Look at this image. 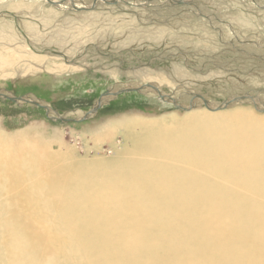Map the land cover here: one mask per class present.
<instances>
[{
    "label": "rangeland",
    "instance_id": "obj_1",
    "mask_svg": "<svg viewBox=\"0 0 264 264\" xmlns=\"http://www.w3.org/2000/svg\"><path fill=\"white\" fill-rule=\"evenodd\" d=\"M57 1L63 3L70 0ZM84 1L96 2V0ZM135 1H100L107 7L113 8L107 17L111 24L116 25L112 26L109 32L104 31V35L103 33L97 35V30L92 27V30L90 29L78 44L70 42L67 46L71 48V52L63 51L66 55L68 54V57L71 55L70 58L73 60L71 63L75 66H69L63 72L42 68L35 73L0 77V93L3 92L0 94V155H8L22 164L23 157L28 152L34 154L33 147L41 151L44 147H48L60 151L63 156L75 163L80 160V163L92 162V166H96L98 162L105 161L110 165L115 163L118 165L129 159L135 160L129 161L131 163H142L140 160L143 159V164L148 165L147 159L155 160L165 149L164 144L156 143V135L169 130H185L190 124L185 121V117L189 107L192 108L191 104H197L203 112H206L207 106L204 105L203 97L216 105L241 95H244L241 96L242 98H255V102L244 101L236 106L242 110L264 115V112L258 111V109L264 110V60L250 55L255 50L264 57V45L255 44L257 40L264 42V14L260 10L261 8L264 10V0L199 2L198 7L209 16L215 15L212 18L216 21L220 17V20L224 19L227 23L236 24L238 32L230 34L228 27V33L224 31V35L221 36L223 41L228 42L230 36L234 41L247 46L237 48L220 40L216 41L214 49L207 50L206 53L193 52L195 47L192 43L178 38L183 35V30L191 28L197 32L209 30L206 25L194 24L190 20L170 26L169 29L173 30L164 33L163 40L151 41L144 34H134L139 32L137 29H140V26L145 27L143 25L145 23L165 28L163 24L154 22L148 14H145L146 10L140 14L145 16H140L136 10L124 14L123 12L129 8L142 9L143 1ZM164 1L172 4L169 0ZM132 2L140 5L133 7ZM185 2V0H176L175 3L184 6ZM117 7L121 8L117 9ZM255 9H258L259 15ZM4 16L6 20L14 22V15L8 13ZM18 17L21 19L20 15ZM15 22L20 24L19 19H15ZM132 23L136 25H131ZM176 30L178 32H175ZM173 34L175 37H170L174 36ZM204 35L207 36L206 33ZM210 35H213V31ZM238 37L242 39L239 40ZM49 47L52 50H60L53 42L49 44ZM249 47L252 49H246ZM60 58L57 59L58 62H63V58ZM139 65L147 71H153L151 73L164 74L165 80L167 78L166 81L164 80L165 83L157 82L158 92L148 90H151L150 81H147L150 79H143L141 75L134 73V69ZM176 71L180 75L184 72V76L174 79L172 74ZM124 83L142 84L145 90L135 88L116 93L120 90L118 89L92 111L97 100L105 92L120 87ZM146 86H149L148 89ZM26 96L30 98L23 99ZM24 100H35L41 104L23 102ZM257 101H261L263 106L259 108ZM229 114L230 112L225 115L228 117ZM57 116L66 117L68 120H61L56 118ZM150 140L158 145L151 147ZM38 145H44V147L39 148ZM250 147L236 144L232 148L247 151ZM149 149L154 150L153 156H143L141 151L146 150L148 151L146 153H150ZM208 149L210 147L206 149L207 152H209ZM164 160L165 157L159 165L162 166ZM58 165H63L62 159L57 160V165L51 161L46 162L49 171L54 170ZM184 166L183 162L177 164L179 168ZM24 171L25 168H20V172ZM189 175L207 179L209 183L226 182L227 186L235 182L220 180L226 177L231 178L228 173L215 175L211 172L195 170ZM163 176L164 174L157 176L155 182H161ZM7 182L4 180L0 182V264H117V261L119 264H154V262L155 264H173L172 261L174 264H185L192 257L197 258V262L193 264H233L234 259L229 262L224 260L228 255L223 252L228 248L224 250L219 244L211 245L212 250L220 248L221 253L217 251L218 254L215 252L211 255L206 252L207 246L203 243L202 236L214 235L211 228L219 229L222 237L228 239L234 247H239L242 254L249 256V260L241 264H264L262 249L264 247V212L251 209L254 204L264 199L260 190L251 197V205L242 204L231 216L233 223L231 229L235 242L229 230L223 229L221 220H217L215 225L210 222L211 214L222 213L223 206L214 208L216 202L210 198L199 200L193 197L191 206L197 202L201 214H196V209L192 208L189 215L193 222L185 224L184 221L189 217L187 215L189 210L184 214L177 208L189 206L179 204L176 206L179 223L166 227L177 234V238H170L163 228L161 230L165 232L164 237L156 236L152 239L146 236L142 238L143 243L132 249L128 243L127 245L120 243V238L109 239L113 240L112 243H102L108 238L88 237L84 234H79L76 238L78 230L79 233H88L89 227L84 226L79 229V225L92 222L84 220L82 223L83 215L91 209L86 211L84 207L77 205L81 203V195L84 194V191H80V187H77L79 182L73 185L58 179L57 187L63 195L60 197V202L52 201L44 206L45 208L40 207L35 211L21 209V207L38 208V203L32 202L35 198L32 191H22L23 186L18 181ZM33 188V191L37 190L36 187ZM170 200L173 203V199L170 198ZM25 201L27 205L21 206V203ZM225 207L231 210L230 205ZM204 210H207V213H204ZM137 223L134 224V230L131 229L132 232L142 230L143 221ZM147 223L151 224L147 220L144 221V226ZM125 225L128 226V224ZM69 228L72 229L69 230ZM156 231L159 232L160 229ZM156 231L152 232L157 235ZM189 233L202 235L200 237L195 235L190 244L191 249L187 246L190 241L183 238V235ZM152 240L155 241L151 242ZM214 242L226 245L216 238ZM102 246L106 252L100 250Z\"/></svg>",
    "mask_w": 264,
    "mask_h": 264
},
{
    "label": "bare ground",
    "instance_id": "obj_2",
    "mask_svg": "<svg viewBox=\"0 0 264 264\" xmlns=\"http://www.w3.org/2000/svg\"><path fill=\"white\" fill-rule=\"evenodd\" d=\"M100 1L102 0H96V2L70 0L61 3L57 0H0V77L35 73L42 70V68L48 71L63 72L69 66H75L71 63L73 61L70 58L71 55L68 57V54L64 53V51H67V53L71 52V48L67 45L70 42L78 44L83 40L84 35L90 29L92 30V27L97 30V35H102L101 33L116 25L111 24L107 17L109 11H112L113 8L107 7ZM142 1L141 10L136 9V5L139 6L140 4L135 3V1L131 4H134L133 7L135 6L136 8H129L123 13H131L136 10V13L140 15L141 12L143 13L146 10L145 14H148L154 22L163 24L164 29L145 23L143 24L145 27L142 28L140 26V29H137L139 32H134V34L141 33L146 35L151 41L163 40L164 33L173 30L169 29L170 26L190 20L194 24L206 25L209 30L201 32L194 31L192 28L183 30V35L178 38L192 43L195 47L193 52L198 53V51H201L206 53L207 50L214 49L213 46H215L216 41L222 40L221 36L224 35V31L228 33V27L230 34L238 32L234 22H231L232 26L230 23L225 22L224 19L220 20V17L216 21V19L212 18L215 15L211 14L212 16H209V14L204 13L203 9L198 7L199 2L203 3L204 0H185L184 6L176 4V0H169L172 4H167L164 0ZM260 7L258 8L260 9ZM260 10L264 14V10L262 8ZM255 11L259 15L258 9H255ZM8 13L14 15L16 20L19 19L20 24L16 23L15 19L13 23L6 20L4 15L6 14L7 16ZM145 14L140 16H145ZM18 15L21 16V19ZM14 24L15 27H13ZM134 24L132 23L131 25ZM212 31L214 36H209ZM175 32H178V30ZM205 33L207 36L204 35ZM170 37H175V35ZM241 39L239 38V40ZM51 42L55 43L60 50L50 49L49 44ZM223 42L237 48L247 47L236 40L234 41L230 36L228 37V42ZM180 44L183 45V43ZM255 44L264 45V42L257 40ZM246 49H252V47ZM250 55L264 60L263 55L255 50ZM55 56L63 58V62H58V58ZM134 70V73L141 75L143 79H150L147 81H150L151 90L148 89L149 86H146L150 92H158L157 82L165 83L167 80V78L165 80L164 74L151 73L153 71H147L141 68L140 65ZM179 76H184V72L183 75H180L178 71L172 74L174 79ZM127 87L131 89L140 88L139 90L141 91L145 90L142 84L124 83L120 87L105 92L97 100L94 108L109 98L111 94H114L116 90L126 89ZM0 94H3V92ZM241 96L236 99L229 98L217 105L203 97L204 105L207 106L206 112L211 111L212 113L203 112L197 104H191L192 108L189 107L185 117V121L190 124L187 125L185 130H169L156 135V143L164 144L165 149L155 160L147 159L149 166L143 164V159L140 160L142 163H131L129 161L135 160L129 159L123 162L124 164L120 163L118 165H115L116 163L110 165L105 161L98 162L99 164L96 166H92V162L80 163V160L75 163L72 160H68L60 151L52 150L44 147V145H38L37 147H44V149L41 151L33 147L32 151L34 154L28 152L23 157L22 164L11 159L8 155H0V182L1 180L8 181L7 183L18 181L23 186L22 191H32L35 196L32 202L34 204L37 202L38 208L21 207L23 211H35L40 207L45 208L44 206L52 201L60 202V197L63 195L57 187L58 179L71 184L79 182L77 187H80V191H84V194L81 195V203H77V205L84 207L86 211L91 209L90 212H84L82 223L84 220H91L92 222H89L90 224H80L79 229L84 226L89 227L88 233H79L78 230L76 238H78L79 234H84L88 237L108 238V240H103L102 243H112L113 240L109 239L120 238V243H128L132 249L143 243L142 238L146 236L152 237V239L156 236L159 238L164 237L165 232L161 230L163 228H165L170 238H177V234L170 228H166L179 223L176 206L179 204L189 206L188 208H177L178 211L182 210L184 214L189 210L187 214L189 217L184 221L186 224L187 222H193L192 217L189 215L192 208L196 209V214H201V209L197 202L191 206V199L199 198L201 200V198L208 197L216 202L214 208H218L219 205L223 206L222 213L211 214L209 218L211 224L215 225L217 220H221L223 229L225 231L229 230L233 242H235L234 233L231 229L233 224L231 216L242 204L251 205V197H254L258 190L264 197V115L261 116L253 111L238 108L236 105L244 103V101L252 100L255 102L256 100L255 98H242ZM24 98L30 97L26 96ZM202 100L200 99L201 102ZM23 102L38 103L35 100H24ZM256 103L259 108L263 106L261 101ZM39 104L41 103L39 102ZM45 107L48 109L47 106ZM220 109L222 110L219 111ZM258 111L259 113L264 112L262 109H258ZM229 112L230 114L227 117L225 114ZM56 118L62 119L66 117L57 116ZM138 143L141 144L142 141H138ZM150 143L151 147L158 145L155 141L150 140ZM236 144L241 146L249 145L251 147L247 151L233 149L232 147ZM209 147V152H207L206 149ZM149 150L150 153H146L148 152L146 150H142L141 153L143 156H153L154 150ZM163 157H165V160L161 166L159 162ZM96 158L99 159L100 157ZM60 159L63 160V165H58L54 170L49 171L46 167V162L51 161L57 165V160ZM179 162H183L185 166L183 168L177 167ZM20 168H25V171L20 172ZM195 170L205 173L211 172L215 175L228 173L231 178L226 177L220 180H226L230 183L235 182L228 186L226 182L209 183L207 179L189 175L190 172ZM161 174H164L161 182L156 183V177ZM33 187H36L37 190L33 191ZM170 198L173 199V203ZM26 202L21 203V206L27 205ZM226 205H230L231 210L227 209ZM251 209H259L264 212V199L254 204ZM17 210L20 211L19 209ZM203 212L207 213V210ZM51 218H49L50 221ZM147 220L152 225L147 223L144 226V221ZM138 221H143L141 224L142 230L132 232L131 229H133L134 224H138ZM153 221L158 222L154 223ZM125 224H128V226ZM157 228L160 229L159 232L156 231L158 230ZM71 229L69 228V230ZM116 231L120 233L118 234ZM152 231H156L157 235ZM211 232L214 235L204 237L199 233L194 235L189 233L183 235V238L190 241L187 244L190 248L195 235L202 236L203 243L207 246L206 252L211 255L215 252V254H218L217 251L220 250V248L212 250L211 245L219 244L224 250L228 248L227 251L223 252L228 255L224 258L226 262L234 259L233 264H241L243 261L249 260V256L242 254L239 247H234L228 239L220 235L219 229L211 228ZM257 234L260 235L259 233ZM215 238L226 243V245L214 242ZM154 241L152 240L151 242ZM79 242L81 241L79 240ZM118 248L120 247L118 246ZM262 249L264 250V247ZM100 250L106 252L104 246ZM196 262L197 258L192 257L185 264ZM116 263L119 264L118 261ZM171 263L174 264L173 261Z\"/></svg>",
    "mask_w": 264,
    "mask_h": 264
},
{
    "label": "water",
    "instance_id": "obj_3",
    "mask_svg": "<svg viewBox=\"0 0 264 264\" xmlns=\"http://www.w3.org/2000/svg\"><path fill=\"white\" fill-rule=\"evenodd\" d=\"M128 89H131V88H126V89H120L119 91H124V90H128ZM119 91H117L116 93H118ZM10 99H13V100H16L14 97H9ZM36 103V102H35ZM38 105H40L39 103H37ZM98 106V105H97ZM96 106V107H97ZM96 107L93 109V111L96 109ZM61 119V118H60ZM61 120H65L67 121L68 119L67 118H62ZM75 120V119H74Z\"/></svg>",
    "mask_w": 264,
    "mask_h": 264
}]
</instances>
